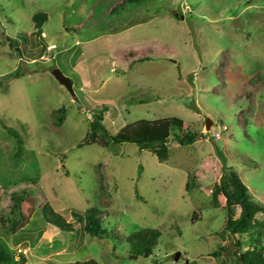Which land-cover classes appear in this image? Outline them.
<instances>
[{
    "label": "rangeland",
    "instance_id": "1",
    "mask_svg": "<svg viewBox=\"0 0 264 264\" xmlns=\"http://www.w3.org/2000/svg\"><path fill=\"white\" fill-rule=\"evenodd\" d=\"M40 13L48 20L37 30ZM1 83L0 120L24 151L13 158L0 127V212L10 193L30 196L18 233L5 237L26 257L20 264H231L218 252L234 251L221 238L225 212L211 197L227 161L264 206V0H0ZM103 106L112 134L179 118V134L198 138L171 141L165 163L130 143L80 147ZM61 108L65 121L55 127ZM36 176L37 185L23 182ZM45 204L71 222L70 210H99L111 238L46 225ZM147 229L161 236L143 258L129 237Z\"/></svg>",
    "mask_w": 264,
    "mask_h": 264
},
{
    "label": "trees",
    "instance_id": "2",
    "mask_svg": "<svg viewBox=\"0 0 264 264\" xmlns=\"http://www.w3.org/2000/svg\"><path fill=\"white\" fill-rule=\"evenodd\" d=\"M128 3H141L145 0H126ZM48 20L46 14H37L33 22L37 30ZM2 86V83L0 84ZM144 101H137L142 103ZM108 107L103 106L92 113L93 121L88 125L85 138L80 147L98 145L108 148L110 145L130 143L141 151H149L156 156L160 163H165L170 157L168 144L177 141L182 146H191L197 140L192 131L181 132L184 122L179 118H163L154 121L140 120L127 125L117 134H112L104 125V115ZM66 109L54 112V126L61 127L65 121ZM0 127L7 131L16 146L13 158H18L24 151L23 140L20 135L0 120ZM173 131H177L172 134ZM39 177L23 178V182L37 185ZM101 190L104 189L101 181ZM191 186L187 185L190 190ZM30 199L26 189L14 191L9 195L8 212H0V264L26 263V257L8 246L5 237L15 236L23 221L22 204ZM1 203V197H0ZM211 204L215 208H222L225 212V225L221 231L222 241L230 240L234 251L230 254V246H221L219 253L231 256V264H264V222L257 220V216L264 212V206L255 202L238 174L224 161L222 176L215 183L212 190ZM73 221L56 212L49 204H45L38 212L41 220L48 226H53L64 233L88 235L91 238H111V233L103 225L102 214L97 209L86 212L70 210ZM78 235V237H79ZM114 235L112 238H114ZM161 234L155 230H142L129 237L131 252L139 257L148 258L152 255ZM246 251H242V249Z\"/></svg>",
    "mask_w": 264,
    "mask_h": 264
},
{
    "label": "water",
    "instance_id": "3",
    "mask_svg": "<svg viewBox=\"0 0 264 264\" xmlns=\"http://www.w3.org/2000/svg\"><path fill=\"white\" fill-rule=\"evenodd\" d=\"M52 75L54 78L62 85L64 86L72 95L74 94L72 81L70 78L66 77L60 70H55ZM207 129H209L210 126V120L206 121ZM180 254L177 253L175 256V260L178 261Z\"/></svg>",
    "mask_w": 264,
    "mask_h": 264
}]
</instances>
